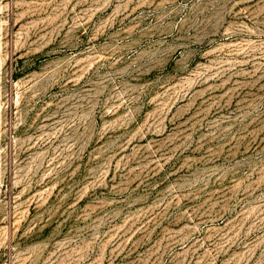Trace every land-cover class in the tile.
Here are the masks:
<instances>
[{
  "label": "rangeland",
  "instance_id": "1",
  "mask_svg": "<svg viewBox=\"0 0 264 264\" xmlns=\"http://www.w3.org/2000/svg\"><path fill=\"white\" fill-rule=\"evenodd\" d=\"M0 264H264V0H0Z\"/></svg>",
  "mask_w": 264,
  "mask_h": 264
}]
</instances>
